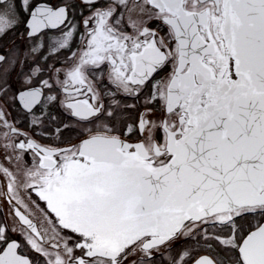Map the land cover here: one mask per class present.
<instances>
[{
  "label": "snow or ice",
  "instance_id": "1",
  "mask_svg": "<svg viewBox=\"0 0 264 264\" xmlns=\"http://www.w3.org/2000/svg\"><path fill=\"white\" fill-rule=\"evenodd\" d=\"M0 264H264V0H0Z\"/></svg>",
  "mask_w": 264,
  "mask_h": 264
}]
</instances>
